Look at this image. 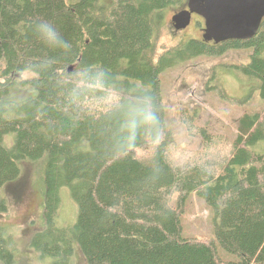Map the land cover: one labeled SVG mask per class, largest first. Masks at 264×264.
Segmentation results:
<instances>
[{"label": "trees", "instance_id": "1", "mask_svg": "<svg viewBox=\"0 0 264 264\" xmlns=\"http://www.w3.org/2000/svg\"><path fill=\"white\" fill-rule=\"evenodd\" d=\"M187 3L0 0V212L21 161H42L44 222L30 245L49 264H73L75 246L88 264H264V109L242 112L223 155L213 153L221 138L199 127L203 149L182 163L172 158L161 90L173 66L247 50L239 70L264 103V20L252 38L190 37L157 56L166 10ZM48 22L64 45L41 39ZM64 187L76 214L60 226ZM191 194L211 211L208 239L183 235ZM16 253L0 224V264H14Z\"/></svg>", "mask_w": 264, "mask_h": 264}, {"label": "rangeland", "instance_id": "2", "mask_svg": "<svg viewBox=\"0 0 264 264\" xmlns=\"http://www.w3.org/2000/svg\"><path fill=\"white\" fill-rule=\"evenodd\" d=\"M112 3L113 0H105ZM187 5L169 7L156 54L164 48L190 38H203L204 22L199 15H193L191 23L182 30H176L172 17ZM247 50H229L221 56H200L165 71L162 77L163 100L169 131L176 142L172 150L173 160L184 163L192 156L200 155L204 139L199 127L220 137L223 142L213 153L223 155L234 137L239 116L245 111L264 109V103L257 92H250L239 66L248 60ZM25 76V75H23ZM247 95V93H249ZM26 90L19 89L16 96L24 97ZM247 95V96H246ZM6 141H12L7 137ZM10 143V142H9ZM138 158L151 157L145 148L132 149ZM188 158V159H187ZM184 160V161H183ZM201 160V159H200ZM42 161L24 159L21 174L5 184L2 195L6 198L8 210L0 212V224L6 225L17 242L14 264H49L50 259H42L30 245L34 231L43 226ZM62 207L58 217L60 226L68 225L75 217L76 204L68 188L61 189ZM183 235L208 239L213 234L211 211L197 195L191 194L181 215ZM222 256H232L220 248ZM73 264H88L83 252L75 246Z\"/></svg>", "mask_w": 264, "mask_h": 264}, {"label": "water", "instance_id": "3", "mask_svg": "<svg viewBox=\"0 0 264 264\" xmlns=\"http://www.w3.org/2000/svg\"><path fill=\"white\" fill-rule=\"evenodd\" d=\"M194 14L204 18L206 41L249 39L264 20V0H188L187 9L173 15L174 28H186Z\"/></svg>", "mask_w": 264, "mask_h": 264}, {"label": "clouds", "instance_id": "4", "mask_svg": "<svg viewBox=\"0 0 264 264\" xmlns=\"http://www.w3.org/2000/svg\"><path fill=\"white\" fill-rule=\"evenodd\" d=\"M41 39L49 46L56 47L65 44L60 32L52 22L43 23L39 26ZM147 119H154L149 115Z\"/></svg>", "mask_w": 264, "mask_h": 264}, {"label": "flooded vegetation", "instance_id": "5", "mask_svg": "<svg viewBox=\"0 0 264 264\" xmlns=\"http://www.w3.org/2000/svg\"><path fill=\"white\" fill-rule=\"evenodd\" d=\"M196 15V14H195ZM203 18V17H202ZM204 19V18H203ZM204 25H205V21H204Z\"/></svg>", "mask_w": 264, "mask_h": 264}]
</instances>
